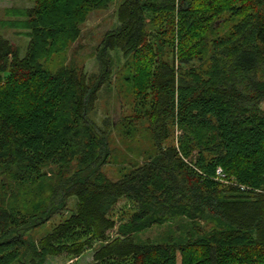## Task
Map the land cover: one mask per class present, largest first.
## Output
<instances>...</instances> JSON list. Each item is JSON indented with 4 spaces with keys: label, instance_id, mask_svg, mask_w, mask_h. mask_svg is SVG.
Here are the masks:
<instances>
[{
    "label": "trees",
    "instance_id": "1",
    "mask_svg": "<svg viewBox=\"0 0 264 264\" xmlns=\"http://www.w3.org/2000/svg\"><path fill=\"white\" fill-rule=\"evenodd\" d=\"M33 1L16 11L29 18L21 23L32 34L26 56L0 37V169L19 190L0 191V264L88 250L93 264H264V0H124L93 75L75 66L54 72L43 61L115 0ZM115 52L136 71L132 90L147 94L154 147L117 181L101 172L110 131L99 134L89 117ZM49 166L62 168L54 186ZM72 199L46 236L25 238ZM167 224L188 233L136 242Z\"/></svg>",
    "mask_w": 264,
    "mask_h": 264
},
{
    "label": "rangeland",
    "instance_id": "2",
    "mask_svg": "<svg viewBox=\"0 0 264 264\" xmlns=\"http://www.w3.org/2000/svg\"><path fill=\"white\" fill-rule=\"evenodd\" d=\"M123 2L124 0H115L108 8L89 13L85 22L79 26L80 34L77 39L62 53H55L48 60L43 61V65L54 72L75 66L78 70L84 69L87 75L100 74L101 66L96 55L97 49L105 34L119 26L117 11ZM35 4L33 0H0V37L8 39L19 47L22 57L26 56L32 34L31 30L21 24L29 18L20 16L16 11L34 8ZM150 29L153 31L155 28ZM228 29L230 25L224 27V32ZM112 55L114 63L110 80L102 86L95 110L89 117L99 134L105 130L110 131L109 162L101 167V172L109 179L117 181L122 176L123 168L144 162L153 154L154 147L152 135L148 130L149 120L146 118L149 106L145 98L147 94L145 92L139 94L132 90L133 84L130 80L135 77L136 71L125 66L126 61L121 54L115 52ZM262 108L264 109V103ZM125 119H130L127 125L123 124ZM107 122L114 123V127L107 128ZM78 164V161L70 163L71 173L77 170ZM60 169L62 168L57 166L46 168L48 185H55L54 175ZM224 183L229 182L224 179ZM12 186L15 187V181L0 169V191L10 193L9 189ZM18 191L17 186L7 197L18 194ZM74 201V199L70 201L67 211L54 216L47 224L25 232V238L38 241L46 236L53 226L71 213L74 209ZM126 205V201H121L118 209H123ZM187 233L188 231L178 230L177 225L167 224L154 226L137 234L135 239L139 244H159L170 242L172 239L177 240ZM93 254L94 250H88L77 259L68 255L50 257L46 264H93Z\"/></svg>",
    "mask_w": 264,
    "mask_h": 264
},
{
    "label": "built area",
    "instance_id": "3",
    "mask_svg": "<svg viewBox=\"0 0 264 264\" xmlns=\"http://www.w3.org/2000/svg\"><path fill=\"white\" fill-rule=\"evenodd\" d=\"M217 176H218V180L224 181V179H225V173L223 172V170L221 168H219L217 170Z\"/></svg>",
    "mask_w": 264,
    "mask_h": 264
}]
</instances>
